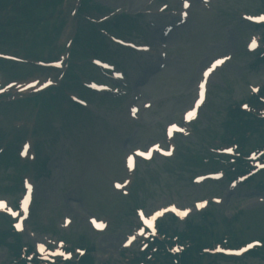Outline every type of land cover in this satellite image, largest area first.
<instances>
[{
	"label": "rangeland",
	"instance_id": "1",
	"mask_svg": "<svg viewBox=\"0 0 264 264\" xmlns=\"http://www.w3.org/2000/svg\"><path fill=\"white\" fill-rule=\"evenodd\" d=\"M217 6L220 7V11H215L211 16L200 15L195 12L193 22L189 26L182 28L180 33L172 38L174 52L170 56L171 63L157 81L152 82L150 89L145 92L146 97L149 99L164 98L166 101L161 107H158L159 109L156 112L148 116L146 124L139 128V134L134 137V142L128 144L125 141V137L121 134L125 133V136L132 137L134 129H138L137 126L129 125L121 119L122 112L120 109L116 112L109 111L107 115L95 117L96 119L98 118V121L95 122L93 127L88 126L84 134L77 132L76 137H79L81 142L73 139L74 143L67 151L69 155L66 154L63 161L48 162L51 176H49L44 185H41L40 191L35 195L38 204L37 208L40 209L37 217L41 212L43 214L48 209L52 211L51 216L53 217L58 209V202H63L64 212L68 215L72 214L75 222L71 226L74 227V230L70 235L63 233L61 235H64L65 239L72 241L74 244L81 239H85L83 242L93 246L95 257L98 260L110 258L109 254L113 253L120 242L123 241L119 236L129 230L132 216L127 221L125 215L121 214L122 216L118 219L119 223L114 225L112 232L103 236L93 234L87 220L91 214L98 217L105 214L101 213L100 209L106 205V202L92 207V202H86V200L90 201L94 190V185L91 182H96L97 191L101 190L102 182L106 183L109 188L107 180L115 177V170L121 156L138 145H149L157 138H160L163 126L173 122L178 112L190 107V102L193 98V87L203 66L208 64L214 57L232 51L233 48L230 45L234 43L236 49L234 63L232 62V65L225 68L222 74L224 85L216 89L212 94V106L208 111L209 117L217 116L219 121L210 123L206 120L200 123L197 128L199 131L198 136L185 142L180 141V148L183 150L182 159L178 160L180 163L155 161L149 166H139L138 171H140V174L137 180L138 183H142V186L146 188H144V191L139 192L143 194H139L140 200L138 203L142 207H146L149 213L156 207L170 202H178L181 206H188L193 201L209 198L210 196L220 197L221 195L223 198L226 197V204L220 209H213L215 211L213 215L221 221L225 215L229 214L228 216H231L235 214L236 206L246 199L249 200L243 205L246 213L239 217L234 229L245 231L246 237L242 238L241 236L243 240H254V238L264 237V203H258L257 196L262 198L260 191L252 195L254 182L250 189L245 190L246 188H243L240 192L230 195L225 194V186L220 184L208 183V185L196 187L190 182L191 178L197 176V174L208 173L209 171V169L201 168L199 162L195 163L196 158L206 157L203 156L204 153L202 152L203 149L207 148L213 134L223 135L226 128L222 124L226 117L224 110L226 105L230 103L228 101L230 96L236 98H239L238 95L245 96L247 94V84H255L257 81L264 80V68L261 65L255 64L257 68L254 67V69L252 66L246 67L248 66L247 62L254 60H247V56H242L243 48L241 49L240 47L244 45V37L251 33L252 30L243 28L235 16L237 11L243 10L251 14L263 12L264 0H225V2ZM225 26L233 28L232 34L226 32ZM121 55L123 54L118 52L115 58L119 59L123 67L127 68V74H130L131 78L134 79L138 75L137 68L141 61L129 57L120 58ZM224 100L226 101L225 104L223 103ZM108 122L117 123L121 128L118 131L116 130V132L113 130L112 132L107 131V129L103 128V123L108 124ZM211 124H217V126L214 128ZM208 134L211 136L209 137ZM188 156H191L189 158L190 161L184 159ZM80 161L87 165V174L89 175L86 179L82 178L79 169L76 170V166ZM184 162H188V166L182 167ZM68 187L76 190L75 195L69 197L65 195ZM108 191V198H110L112 194L110 189ZM4 196V194L0 195V198ZM108 200L113 201L115 206L116 201L112 199V196ZM124 204L130 211L137 207L133 203ZM102 209H105V207H102ZM91 210L95 213H92ZM31 226L34 227L35 224ZM212 230L218 236H221L226 228L221 224V226H216ZM51 231L53 230L51 229ZM4 249V247L0 246V256L4 254L2 253V251H5ZM226 264L259 263L245 258L241 262L233 261Z\"/></svg>",
	"mask_w": 264,
	"mask_h": 264
},
{
	"label": "snow or ice",
	"instance_id": "2",
	"mask_svg": "<svg viewBox=\"0 0 264 264\" xmlns=\"http://www.w3.org/2000/svg\"><path fill=\"white\" fill-rule=\"evenodd\" d=\"M184 7L185 8H187V7H189V5L187 4V3H185L184 4ZM249 19H251V18H249ZM260 21H264V16H261V17H259L258 18ZM257 45H256V41L255 40H253L252 41V44L250 45V47H252V48H255ZM223 61H217L216 63L217 64H220V63H222ZM57 66H59V65H57ZM105 67H107V66H105ZM205 75H207V73H205ZM93 87H95V85H93ZM201 88H203V85H201ZM253 91H257L256 89H253ZM201 95H203V93H201ZM245 107H247V106H245ZM134 112H135V109L133 110ZM194 116V113H192V112H190V113H188V118L189 119H191L192 117ZM172 128L173 129H175V130H177V131H183V129H177L176 128V126L175 125H172ZM27 147V146H26ZM157 151H159V148L157 147V149H156ZM228 151L229 152H231V149H228ZM166 155H171V153L169 152V153H165ZM137 155H139V156H145L146 158H150V156H151V152H149V153H142V152H140V153H137ZM129 164H130V166L132 165V157H129ZM30 187V186H29ZM117 187H120V185H117ZM25 203H27V201L25 202ZM0 206H2V205H0ZM205 205L204 204H199V205H197V207H204ZM173 211H175V209L173 208L172 209ZM163 213H160V212H158V213H156L155 215L156 216H160V215H162ZM143 213H141V216H142V218H143ZM178 215H180V216H186L187 215V212H183V213H178ZM155 217H153V219H154ZM93 223L95 224L96 222L95 221H93ZM145 223H147L150 227L152 226V221L151 220H145ZM98 227H103V225H97ZM249 247H251V245H249ZM44 249H43V246H41V251H43ZM177 251H178V249H177ZM238 254V253H237ZM59 255H63V253H59Z\"/></svg>",
	"mask_w": 264,
	"mask_h": 264
},
{
	"label": "trees",
	"instance_id": "3",
	"mask_svg": "<svg viewBox=\"0 0 264 264\" xmlns=\"http://www.w3.org/2000/svg\"><path fill=\"white\" fill-rule=\"evenodd\" d=\"M198 233V232H197ZM191 259H185L184 260V264H190L191 263V261H190Z\"/></svg>",
	"mask_w": 264,
	"mask_h": 264
}]
</instances>
